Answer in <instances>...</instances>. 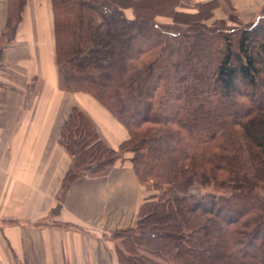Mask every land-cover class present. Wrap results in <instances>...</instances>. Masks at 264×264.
Wrapping results in <instances>:
<instances>
[{"label": "trees", "instance_id": "trees-1", "mask_svg": "<svg viewBox=\"0 0 264 264\" xmlns=\"http://www.w3.org/2000/svg\"><path fill=\"white\" fill-rule=\"evenodd\" d=\"M26 6L8 0L0 61ZM183 7L52 0L60 90L90 95L129 135L110 148L75 107L59 142L72 158L64 192L131 153L152 194L135 227L112 236L119 264H264V17L231 29L236 39L224 21L205 23L217 0Z\"/></svg>", "mask_w": 264, "mask_h": 264}, {"label": "crops", "instance_id": "crops-1", "mask_svg": "<svg viewBox=\"0 0 264 264\" xmlns=\"http://www.w3.org/2000/svg\"><path fill=\"white\" fill-rule=\"evenodd\" d=\"M219 1L224 16L213 20L230 24L258 20L264 6V0ZM125 13L134 19L131 10ZM7 15L8 0H0V38ZM75 107L110 148L128 139L90 95L60 90L52 0H27L0 61V264H119L112 236L135 227L147 193L128 163L132 156L64 192L72 158L59 142Z\"/></svg>", "mask_w": 264, "mask_h": 264}, {"label": "rangeland", "instance_id": "rangeland-1", "mask_svg": "<svg viewBox=\"0 0 264 264\" xmlns=\"http://www.w3.org/2000/svg\"><path fill=\"white\" fill-rule=\"evenodd\" d=\"M181 1V3H182V5H184V7L183 8H180L179 10L180 11H182V12H184V13H188V14H197V13H199V9H197L195 6L196 5H198L197 3L196 4H194V5H189V4H186V3H184V1L183 0H180ZM217 2H218V4H219V8H217V9H215V11H216V14L214 13V17L216 18V17H218V16H224V3H222L221 1H219V0H217ZM199 4H202V3H199ZM230 7V8H229ZM228 7V9L229 10H231L232 9V7L231 6H229ZM227 9V8H226ZM129 10H131V9H129ZM132 11V10H131ZM263 12H264V6H263V9H262V11H261V13L259 14V17H258V20H256V21H254V22H258L262 17H264V14H263ZM132 13H133V11H132ZM129 14V16L131 15V13L129 12L128 13ZM214 17L212 18V19H210V20H208V21H206L205 23L208 25V26H213L216 22H219V21H224V20H221V19H217V20H213L214 19ZM170 19L171 18H158V22H159V24H161V25H166V26H170L171 28H173L171 31L174 33V32H177V30H176V26L177 25H175V24H173L172 23V21H170ZM225 23H226V26H228V28L229 29H226L227 27H224V33H231V34H233V36H235L236 37V39L238 38V32L236 31L235 33H233V32H230L231 31V29H235V30H237V29H240V28H244L245 26H247V25H249V24H245V25H242V24H230V23H228V21L226 22V21H224ZM254 22H252V23H254ZM170 23V24H169ZM178 28H180L182 31H185V30H187V27H185V26H179ZM223 49L225 50V48H221V50L223 51ZM111 139V138H110ZM132 156V154L131 153H126V154H124V158H127V157H131ZM123 162V161H122ZM128 163H129V165H131V161L129 160L128 161ZM144 189L146 190V193H147V198L152 194V192L151 191H149L147 188H145L144 187ZM263 194H264V191H263Z\"/></svg>", "mask_w": 264, "mask_h": 264}]
</instances>
